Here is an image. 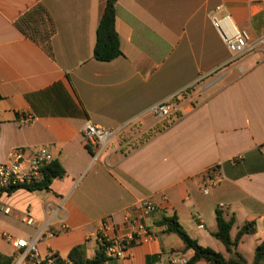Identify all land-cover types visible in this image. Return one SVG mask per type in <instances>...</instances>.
Masks as SVG:
<instances>
[{"label":"crops","instance_id":"crops-1","mask_svg":"<svg viewBox=\"0 0 264 264\" xmlns=\"http://www.w3.org/2000/svg\"><path fill=\"white\" fill-rule=\"evenodd\" d=\"M105 1L0 0V163L12 151L29 157L47 148L66 172L48 191L1 195L0 254L15 255L7 236L32 241L43 232L44 259L68 262L79 247L92 260L101 233L127 240L137 221L151 239L135 238L125 258L105 264L190 261L193 251L159 225L167 217L228 257L213 236L222 209L235 218L233 238L253 225L237 248L252 263L264 242V0H117L122 54L100 62L94 47ZM38 6L52 20L49 46L46 24L33 37L17 26ZM212 16H230L262 44L233 58ZM173 96L176 113L159 120L152 109ZM86 121L117 132L96 160ZM147 201L156 210L144 215Z\"/></svg>","mask_w":264,"mask_h":264},{"label":"built area","instance_id":"built-area-1","mask_svg":"<svg viewBox=\"0 0 264 264\" xmlns=\"http://www.w3.org/2000/svg\"><path fill=\"white\" fill-rule=\"evenodd\" d=\"M260 1V0H253ZM219 10V9H218ZM215 28L220 33L227 49L233 58L239 57L255 47L262 44L263 40H253L249 32L239 29L234 25L230 16L218 18L211 17ZM179 107V97L173 96L172 98L156 105L152 112L158 117L159 120L164 121L176 113ZM31 117L23 119V124H28ZM89 146L95 151L96 160L101 152L107 147L109 142L117 134L116 131L102 128L86 121L82 127ZM55 161L54 156L47 148H40L37 152L27 157L23 151H12L9 159L5 163H0V188L7 190L24 185H31L41 181L42 170ZM209 192V188L205 189V193ZM156 208L150 201L144 203L143 214L149 215L155 212ZM10 209H6L5 213H9ZM22 222L28 226L35 225V220L30 217H23ZM134 235L130 236L127 240L110 241L104 234L98 237L99 243L106 241L109 243L106 248V253L110 258L123 259L126 257L127 251L131 247V243L135 238L140 242H148L151 239V234L146 226L141 222H135ZM43 235L41 232L38 236ZM48 237H54V233H47ZM12 243L15 255L12 264H72L71 262L59 263L57 258L52 256L44 259L38 249V238L32 241L26 239H13L7 236ZM187 259H173L172 264H188Z\"/></svg>","mask_w":264,"mask_h":264},{"label":"trees","instance_id":"trees-1","mask_svg":"<svg viewBox=\"0 0 264 264\" xmlns=\"http://www.w3.org/2000/svg\"><path fill=\"white\" fill-rule=\"evenodd\" d=\"M116 3L117 0H106L99 20L96 44L94 47V58L100 62H112L122 54L119 35L116 31ZM41 24L47 25L42 33V42L49 46L48 42L55 31L52 20L43 7L38 6L32 9L17 21L19 29L30 37H33L36 30L41 28ZM65 174L66 172L62 164L59 161H54L42 170V179L40 182L7 190L0 188V197L5 192L12 193L19 189L48 191L52 183L57 179H62ZM216 220L217 230L213 233V236L225 246L228 257L211 248L203 247L197 241L193 240L181 227L176 218L164 217L159 225L166 226L168 233L179 236L185 245V251H193V257L188 264H199L203 261L208 264H258L264 260V242L256 248L255 258L252 263L247 262L237 252L242 238L254 233L252 224L245 225L238 231L236 237L233 238L231 233L236 222L234 216L229 215L225 210L219 209L216 211ZM108 245L109 243L106 241L100 243L99 250L92 260L87 259L79 247H75L70 252L68 261L72 264H105L109 258L106 253ZM57 260L59 263H64L60 258H57ZM12 263L13 258H8L0 254V264Z\"/></svg>","mask_w":264,"mask_h":264}]
</instances>
